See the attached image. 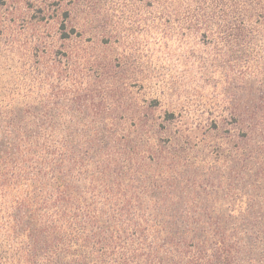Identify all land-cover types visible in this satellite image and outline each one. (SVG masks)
<instances>
[{
  "label": "rangeland",
  "instance_id": "rangeland-1",
  "mask_svg": "<svg viewBox=\"0 0 264 264\" xmlns=\"http://www.w3.org/2000/svg\"><path fill=\"white\" fill-rule=\"evenodd\" d=\"M10 121L124 240L264 259V0H0ZM1 143L0 253L38 160Z\"/></svg>",
  "mask_w": 264,
  "mask_h": 264
},
{
  "label": "trees",
  "instance_id": "trees-1",
  "mask_svg": "<svg viewBox=\"0 0 264 264\" xmlns=\"http://www.w3.org/2000/svg\"><path fill=\"white\" fill-rule=\"evenodd\" d=\"M7 125L0 128V145L1 139H5L7 153L17 152L39 161L20 163L35 177L29 178V189L5 217L0 264H199V260L203 264H264V259H253V251L246 249L244 254L238 247L225 243L211 248L202 245L198 256L183 262L172 247L124 240L123 209L111 216L115 225L104 222L107 214L92 217L84 211L75 213L73 196L66 185L58 184L55 166L49 158L32 146L16 148L26 139L11 128L17 127L15 121ZM6 167L0 169L4 186H8Z\"/></svg>",
  "mask_w": 264,
  "mask_h": 264
}]
</instances>
